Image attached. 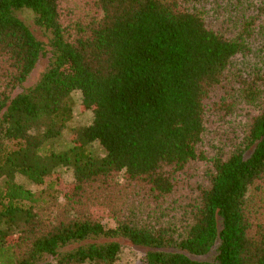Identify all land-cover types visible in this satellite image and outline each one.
Returning <instances> with one entry per match:
<instances>
[{
    "label": "trees",
    "instance_id": "obj_1",
    "mask_svg": "<svg viewBox=\"0 0 264 264\" xmlns=\"http://www.w3.org/2000/svg\"><path fill=\"white\" fill-rule=\"evenodd\" d=\"M0 180V264H264V0H0Z\"/></svg>",
    "mask_w": 264,
    "mask_h": 264
},
{
    "label": "rangeland",
    "instance_id": "obj_2",
    "mask_svg": "<svg viewBox=\"0 0 264 264\" xmlns=\"http://www.w3.org/2000/svg\"><path fill=\"white\" fill-rule=\"evenodd\" d=\"M77 1L79 0H67L68 4L73 6ZM14 14L20 18L35 34L37 38L42 40L47 47V52L40 56L37 63L35 64V67L32 69V71L27 76L25 82L18 86L13 94L16 92L22 91L26 89L27 87L32 86L40 74L48 67L50 62L53 60V54L51 52V47L49 45V39L51 37V34L49 31L41 27L36 23V15L33 11H31L28 8H21L14 12ZM74 98V108H73V118L68 123L66 129L62 133L60 139L56 142L58 149L66 148L69 145V127L73 125L78 124H88L92 119V112L91 110H84L80 107V93L79 91H75L73 93ZM95 148H98L96 144H94ZM58 178V189H59V195L60 199L63 200L64 197H67L70 191V185L73 181V174L68 169H62V173L60 175H57ZM16 180L24 185L27 188H30L32 190H36L40 188L39 186H36L32 183H30L25 177L21 175L16 176ZM1 182V180H0ZM117 241L121 245V249L118 253L117 259L115 261V264H135L138 263L145 251L147 250L146 247L138 246L130 243L129 241L121 238V237H115V238H109V237H89L82 242H74L72 244L66 245L64 247V250H68L72 247H75L79 244H85L89 242H107V241ZM213 253L209 255H205L201 258H211ZM53 259L51 257H47L44 260L40 261L37 264H52Z\"/></svg>",
    "mask_w": 264,
    "mask_h": 264
}]
</instances>
